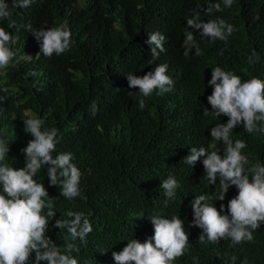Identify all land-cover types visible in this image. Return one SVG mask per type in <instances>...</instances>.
<instances>
[{"label": "trees", "instance_id": "obj_1", "mask_svg": "<svg viewBox=\"0 0 264 264\" xmlns=\"http://www.w3.org/2000/svg\"><path fill=\"white\" fill-rule=\"evenodd\" d=\"M204 11L207 0H34L27 8L12 6L9 19L0 27L13 36L15 61L0 69V139L9 142L6 161L22 168L31 134L23 120L30 116L45 119V128L58 129L56 153L71 152L80 169L81 196L69 201L60 196V187L50 186L47 166L37 173L49 197H55L54 217L46 235L64 250L75 243L72 252L78 264H115L112 252H119L131 238L143 243L153 235L149 219L154 214L184 221L189 246L173 264H264V225L253 232L252 242L233 244L224 239L216 244L200 243L201 229L191 226L190 201L207 194L219 210L237 194L230 186L223 201L221 189L209 185L203 165L192 168L185 163L191 147L215 143L223 155L222 142H213L210 129L226 123L227 117L205 116L211 111L206 97L211 69L233 71L242 80H264V0H233L230 8ZM200 6V19L222 18L234 26L227 41L202 39L193 30L203 55L194 50L185 57L181 44L190 29L186 19ZM72 33V46L51 58L40 52L32 31L64 23ZM153 28L162 29L167 38L165 52L152 65L150 46L145 43ZM255 52V56L252 53ZM249 57L252 63H249ZM168 65L167 75L174 81L172 91L155 92L138 108V89H130L126 75L143 76L157 64ZM92 105L96 106L93 114ZM233 141L244 140L242 154L250 163L264 164V134H249L243 125L231 133ZM56 153L54 152L53 158ZM203 158H201L202 160ZM173 175L180 187L175 199L165 204L161 181ZM80 211L89 217L92 232L87 243L72 241L66 230L54 228L56 219H69L66 212ZM47 211V210H45ZM34 258V254H33ZM195 258V259H194ZM44 264V262H41Z\"/></svg>", "mask_w": 264, "mask_h": 264}, {"label": "clouds", "instance_id": "obj_2", "mask_svg": "<svg viewBox=\"0 0 264 264\" xmlns=\"http://www.w3.org/2000/svg\"><path fill=\"white\" fill-rule=\"evenodd\" d=\"M170 3V0H167ZM34 0H12L13 7L27 8ZM224 8H230L233 0H222ZM204 11L211 15L223 11L220 2L207 0ZM8 0H0V21L10 18ZM53 27L26 30L32 31L39 42L43 56L51 58L69 51L72 46V33L66 20ZM189 31L184 33L181 44L185 57L194 50L196 56L203 55L195 39L193 30H200L202 39L210 41H227L233 33L234 26L222 18L200 19V6L192 10L190 18L186 19ZM68 25V26H67ZM167 36L160 28H153L145 41L150 46L152 65L160 54L165 52L164 43ZM13 36L0 27V69H6L16 59L12 49ZM255 56V52L252 53ZM249 63L252 58L249 57ZM168 65L157 64L143 76L133 73L126 75L128 87L138 89V92H128L129 96L139 94L138 108L143 110L145 99L154 92L163 95L172 91L173 79L167 75ZM211 94L206 97L211 111L207 108L205 116L227 117L226 123H216L210 129L213 142H222L223 155L218 154L216 144L207 148L191 147L184 157L185 163L192 168L199 161L203 165L205 178L209 185L217 181L221 194L219 201L225 199L230 186L237 189V194L221 204L219 210L210 201L207 194L194 196L190 201L192 210L191 226L201 229L199 242L216 244L229 239L233 244L252 242L253 232L264 225V164L250 163L249 158L242 154L246 148L244 140L233 141L231 133L239 125L249 134H264V80L252 77L242 80L233 71H226L217 66L211 69ZM0 97V100H3ZM96 106L92 105L95 114ZM24 131L31 134L32 139L20 151L24 155L25 164L22 168H14L7 161L10 151L9 142L0 139V264H78L72 252H79L75 243H67L61 250L46 233L49 221L54 217L55 197H49L43 183L34 177L47 166V178L50 186L60 187V196L72 201L81 196V171L73 163L71 152L56 153L58 129L45 128V119L35 115L23 120ZM56 153L53 158V153ZM201 158H203L201 160ZM160 187L165 194V204L169 199H175L180 187L177 179L169 174L161 181ZM47 210V211H45ZM69 219H56L53 225L61 231L66 230L72 241L79 239L87 243L86 237L92 232L90 219L84 212L69 210ZM153 226V235L143 243L131 238L119 252H112L115 264H173L182 257L189 246V234L184 230V221L175 215L170 219L154 214L149 219ZM34 254V258H33ZM195 259V258H194ZM236 257H231L234 264Z\"/></svg>", "mask_w": 264, "mask_h": 264}]
</instances>
